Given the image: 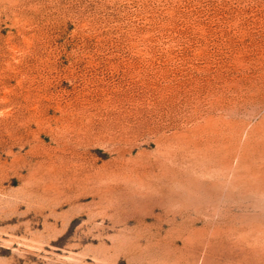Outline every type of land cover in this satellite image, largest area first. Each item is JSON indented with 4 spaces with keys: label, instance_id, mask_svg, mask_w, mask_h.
<instances>
[{
    "label": "rangeland",
    "instance_id": "374dc122",
    "mask_svg": "<svg viewBox=\"0 0 264 264\" xmlns=\"http://www.w3.org/2000/svg\"><path fill=\"white\" fill-rule=\"evenodd\" d=\"M0 264H264V0H0Z\"/></svg>",
    "mask_w": 264,
    "mask_h": 264
}]
</instances>
